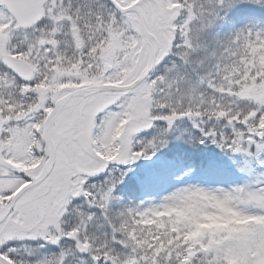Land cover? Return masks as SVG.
<instances>
[{"label": "snow or ice", "instance_id": "6c2138e0", "mask_svg": "<svg viewBox=\"0 0 264 264\" xmlns=\"http://www.w3.org/2000/svg\"><path fill=\"white\" fill-rule=\"evenodd\" d=\"M0 264H264V0H0Z\"/></svg>", "mask_w": 264, "mask_h": 264}]
</instances>
